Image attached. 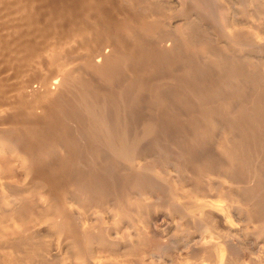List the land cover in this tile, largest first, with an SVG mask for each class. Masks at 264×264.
Returning <instances> with one entry per match:
<instances>
[{
  "label": "rangeland",
  "instance_id": "rangeland-1",
  "mask_svg": "<svg viewBox=\"0 0 264 264\" xmlns=\"http://www.w3.org/2000/svg\"><path fill=\"white\" fill-rule=\"evenodd\" d=\"M263 7L0 0V264H264Z\"/></svg>",
  "mask_w": 264,
  "mask_h": 264
},
{
  "label": "bare ground",
  "instance_id": "bare-ground-1",
  "mask_svg": "<svg viewBox=\"0 0 264 264\" xmlns=\"http://www.w3.org/2000/svg\"><path fill=\"white\" fill-rule=\"evenodd\" d=\"M255 3H256V2H255ZM255 5H256V4H255ZM263 8H264V7H263ZM255 67H256V66H255ZM255 70H257V69H255ZM255 73H256V72H255ZM258 75H259V74H258ZM260 75H261V74H260ZM253 78H254V77H253ZM254 81H255V80H254ZM254 81H253V82H254ZM260 81H261V80H260ZM257 83H258V82H257ZM254 84H255V83H254ZM262 84H263V83H262ZM256 85H257V84H256ZM259 85H260V84H259ZM260 87H261V86H260ZM261 93H263V92H261ZM263 94H264V93H263ZM258 96H259V95H258ZM261 97H263V96H261ZM263 99H264V97H263ZM263 112H264V110H263ZM260 113H261V112H260ZM262 114H263V113H262ZM258 115H259V114H258ZM263 115H264V114H263ZM251 117H252V116H251ZM253 117H254V116H253ZM262 117H263V116H262ZM262 117H261V115H260V118H259L260 120H258V122L260 121V124H262V123L264 124V118L261 119ZM253 119H254V118H253ZM245 120H246V119H244V122H246ZM250 121H251V120H250ZM250 121H249V122H250ZM244 122H243V123H244ZM261 122H262V123H261ZM237 123H239V121L236 122V124H237ZM243 123L241 122L242 125H243ZM252 123H253V122H252ZM246 124L250 125L249 123H246ZM260 124H259V125H260ZM238 125H239V124H238ZM242 125H240V126L242 127ZM253 125H254V124H253ZM255 125H257V124L255 123ZM236 126H237V125H236ZM240 126H239V128H241ZM251 126H252V124H251ZM243 127H244V126H243ZM256 127H258V126H256ZM259 127H260V126H259ZM247 128H248V127H247ZM252 128H253V127H252ZM260 128L262 129L263 127L261 126ZM260 128H258V129H260ZM237 129H238V128H237ZM242 129H243V128H241V130H242ZM263 129H264V128H263ZM255 130H256V129H255ZM244 131H245V130H244ZM244 131H242V132H244ZM261 131H262V130H261ZM257 134H258V133H257ZM261 136H262V135H261ZM121 137H122V136H121ZM260 138H261V137H260ZM259 142H260V140H259ZM118 144H119V143H118ZM117 146H118V145H117ZM257 146H258V145H257ZM258 147L260 148V146H258ZM119 148H120V149H119V152H125V149H126V148H125V144H124L123 142L120 143ZM256 148H257V147H256ZM261 148H263V147H261ZM115 150H116V148H115ZM117 150H118V148H117ZM260 150H261V149H260ZM117 152H118V151H117ZM250 152H251V151H250ZM254 152H256V151H254ZM262 152H264V151L262 150ZM262 152H261V153H262ZM261 153H260V154H261ZM121 154H122V153H121ZM252 154H253V153H252ZM258 154H259V153H258ZM255 155H256V154H255ZM252 156H253V155H252ZM256 156H257V155H256ZM261 156H263V158H260V161H261V163H262V166L264 167V153H262ZM248 157H249V156H248ZM246 158H247V157H246ZM251 159H252V161H253V158H251ZM251 159H250V160H251ZM261 159H262V160H261ZM257 160L259 161V159H257ZM229 161H230V160H229ZM249 162H250V161H249ZM260 166H261V164H260ZM263 167H262V169H263ZM260 168H261V167H260ZM259 171H260V170H259ZM263 172H264V171H263ZM261 186H262V185H261Z\"/></svg>",
  "mask_w": 264,
  "mask_h": 264
}]
</instances>
